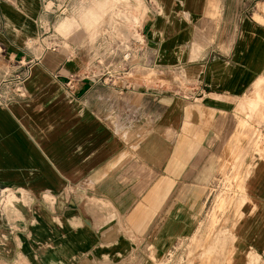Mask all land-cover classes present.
I'll return each instance as SVG.
<instances>
[{
  "label": "crops",
  "instance_id": "1",
  "mask_svg": "<svg viewBox=\"0 0 264 264\" xmlns=\"http://www.w3.org/2000/svg\"><path fill=\"white\" fill-rule=\"evenodd\" d=\"M254 1L138 0L134 70L100 72L44 46L45 0H0V264H158L199 230L205 163L220 174L232 143L250 146L230 264H264Z\"/></svg>",
  "mask_w": 264,
  "mask_h": 264
},
{
  "label": "rangeland",
  "instance_id": "2",
  "mask_svg": "<svg viewBox=\"0 0 264 264\" xmlns=\"http://www.w3.org/2000/svg\"><path fill=\"white\" fill-rule=\"evenodd\" d=\"M45 4L40 39L44 46L58 44L56 48H63L72 55L81 51L100 72L107 67L132 70L133 58L141 49L135 46L141 37L137 29L140 24L138 0H45ZM254 5V0H242L243 7ZM126 53L128 59L123 57ZM175 76L186 79L184 72ZM245 126L249 124H243ZM248 145L244 148L227 144V157L222 161L220 174L216 168V150L212 151L205 163L211 166L212 174L206 176L210 195L203 222L190 239L176 244L158 264H230L234 221L247 177L244 162L249 155ZM259 146H264V140L259 141ZM202 177L205 180V176Z\"/></svg>",
  "mask_w": 264,
  "mask_h": 264
},
{
  "label": "built area",
  "instance_id": "3",
  "mask_svg": "<svg viewBox=\"0 0 264 264\" xmlns=\"http://www.w3.org/2000/svg\"><path fill=\"white\" fill-rule=\"evenodd\" d=\"M51 47H53V48H51ZM51 47H48V48L56 49V47H58V44H54V45L51 46ZM123 57H124V59H128V58H129V54L126 53V54H124ZM74 78H75V75H74V74H71V75L69 76V79H68V81H67V83L69 84V86H72L71 84H72ZM20 81H21V76H18V78H16V82H17V83H18V82L20 83Z\"/></svg>",
  "mask_w": 264,
  "mask_h": 264
},
{
  "label": "bare ground",
  "instance_id": "4",
  "mask_svg": "<svg viewBox=\"0 0 264 264\" xmlns=\"http://www.w3.org/2000/svg\"><path fill=\"white\" fill-rule=\"evenodd\" d=\"M188 46V45H187Z\"/></svg>",
  "mask_w": 264,
  "mask_h": 264
}]
</instances>
